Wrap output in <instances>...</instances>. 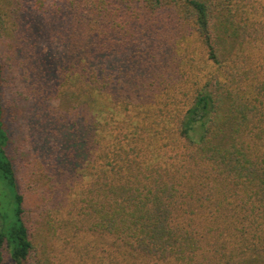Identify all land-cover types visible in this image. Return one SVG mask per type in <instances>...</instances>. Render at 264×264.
<instances>
[{"label":"trees","instance_id":"16d2710c","mask_svg":"<svg viewBox=\"0 0 264 264\" xmlns=\"http://www.w3.org/2000/svg\"><path fill=\"white\" fill-rule=\"evenodd\" d=\"M82 5L87 14L83 37L91 43L81 49L87 59L63 72L59 101L68 114L87 123L75 131L72 142L90 177L78 180L66 215L91 234L113 237L127 257L146 264H196L205 239L226 235L241 240L227 254V263L264 264V22L249 15L252 2L83 0ZM174 13L196 33L207 60L216 65L213 87L208 81L199 85L192 75L194 91L183 109L182 91L172 97L156 93L160 83L169 82L167 72L151 78L143 85V100L158 104V112L148 111L141 126L130 121L110 131L113 141L103 150L97 137L102 138L108 122L96 116L104 113L113 120L112 103L103 100L115 81L106 69L98 73L88 64L136 34L153 32L157 40L163 34L168 41L169 23L163 19ZM0 28L8 32L3 11ZM158 46L154 42L149 50ZM3 70L0 61V86ZM119 105L113 104L116 109ZM193 124L200 126L197 138ZM5 138L0 128V194L12 203L9 214L0 211V264L5 250L11 264H54L48 256L51 239L38 241L39 233L29 224L35 209L26 204L25 184L17 189ZM38 166L35 183L26 185L47 193L51 177ZM40 182L45 186L41 191ZM36 209L43 231L50 233V207L40 204Z\"/></svg>","mask_w":264,"mask_h":264},{"label":"rangeland","instance_id":"374dc122","mask_svg":"<svg viewBox=\"0 0 264 264\" xmlns=\"http://www.w3.org/2000/svg\"><path fill=\"white\" fill-rule=\"evenodd\" d=\"M250 1L249 15L263 23L264 0ZM82 3L83 0H0V13L5 14L8 30L0 28V61L4 65L0 86V128L6 135L3 147L16 172L18 191L22 190L21 183L25 184L26 204L35 209L29 224L39 233L36 238L38 241L51 239L48 256L54 264H146L127 257L120 244L112 242L113 237L91 234L81 228L75 217L65 213V205L74 195L78 180L90 177L81 167L82 152L72 142L75 131H82V125L87 123H83L81 117L68 114L66 105L59 101L63 72L70 64L87 59L81 49L91 43L83 37L87 14ZM164 18L169 23L165 30L169 32L170 43L162 39L163 34L158 40L153 32L147 36L136 34L124 45L115 46L112 52L96 55L93 63L87 60L98 73L106 69L111 81H115L103 100L106 104L111 101L109 109L113 112V120L106 119L104 113L96 116L100 121L108 122L102 138L97 137L96 145L103 150H107L113 141L110 131L116 132L120 125L130 121L141 126L142 117L148 111L158 112L154 110L158 104L152 106L151 101L145 103L143 100V85L151 78L167 72L169 82L161 78L164 82L159 84L156 93L170 92L172 97L173 93L177 96V91H182L179 106L183 109L194 91L190 84L192 75L199 85L208 81V87H213L219 73L216 65L207 60L196 33L189 26H183L175 13ZM154 42L159 46L152 53L149 47ZM97 98L101 100L103 95L98 94ZM122 98L124 100H118ZM162 101L163 98L158 100L160 107ZM115 103L120 104L117 109L113 106ZM193 128V136L197 138L200 126L193 124ZM39 164L51 177L50 189L42 194L26 185L27 182L35 183L37 176L34 174H37ZM44 188L40 182L39 190ZM40 204L50 207L53 217L50 233L43 231L42 220L38 217L36 207ZM11 208L10 197L0 194V211L9 214ZM221 240L227 245L226 249L220 247ZM240 241L231 235L208 237L201 253L198 252L196 264H234V261L227 263V254ZM4 253V264H11L6 250Z\"/></svg>","mask_w":264,"mask_h":264}]
</instances>
